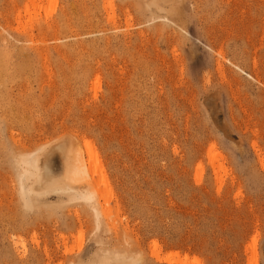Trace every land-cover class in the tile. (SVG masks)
I'll return each instance as SVG.
<instances>
[{
    "label": "rangeland",
    "instance_id": "374dc122",
    "mask_svg": "<svg viewBox=\"0 0 264 264\" xmlns=\"http://www.w3.org/2000/svg\"><path fill=\"white\" fill-rule=\"evenodd\" d=\"M0 83V264H264V0H0Z\"/></svg>",
    "mask_w": 264,
    "mask_h": 264
},
{
    "label": "bare ground",
    "instance_id": "6f19581e",
    "mask_svg": "<svg viewBox=\"0 0 264 264\" xmlns=\"http://www.w3.org/2000/svg\"><path fill=\"white\" fill-rule=\"evenodd\" d=\"M31 2L33 0H30ZM24 30V29H23ZM27 31V30H26ZM25 31V32H26ZM21 33V32H20ZM25 34V33H23ZM28 35V34H27ZM28 37L33 40L31 37V34L28 35ZM15 51V50H14ZM1 84V83H0ZM3 84V83H2ZM27 103V102H26ZM1 105V104H0ZM4 106V105H3ZM29 106V105H28ZM5 107V106H4ZM2 108V105L0 107V109ZM11 109V108H10ZM20 109V108H19ZM4 110V109H3ZM2 110V111H3ZM6 110V109H5ZM4 110V111H5ZM3 111V112H4ZM6 112V111H5ZM87 149L89 151V154H94V148L90 146V144H87ZM69 149H71L72 147H70V145L68 146ZM65 149H67L66 147H55L53 148L51 151L46 152L43 155V158L38 159V160H34L30 165L33 169L32 174H36L37 178H36V182L35 184L30 187L29 190H27L30 194V196L32 198H35L37 201L39 200H44L50 197H62V196H66V195H70L71 193H73V190L70 189L69 187H67L66 185H63L54 175L51 167L49 166V164L46 162L45 157L49 158L55 151H59L63 157H67L70 152H72V149L69 150L67 149L66 151H68L69 153H65ZM73 153V152H72ZM66 154V155H64ZM72 155V154H70ZM78 157V156H76ZM71 158V156L69 157ZM67 158V159H69ZM77 160V159H76ZM68 160H66L67 162ZM80 161V160H78ZM80 164V162H78ZM69 164V163H68ZM78 165L76 166V169ZM81 168V167H80ZM69 169V168H68ZM78 172H80V170L78 169ZM78 174V173H77ZM155 248H157L156 245H154ZM188 260V259H187ZM183 264V262H181Z\"/></svg>",
    "mask_w": 264,
    "mask_h": 264
}]
</instances>
